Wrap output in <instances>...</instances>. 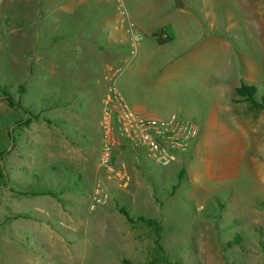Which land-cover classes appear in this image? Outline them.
<instances>
[{"label":"rangeland","instance_id":"1","mask_svg":"<svg viewBox=\"0 0 264 264\" xmlns=\"http://www.w3.org/2000/svg\"><path fill=\"white\" fill-rule=\"evenodd\" d=\"M121 1L0 0V264H264V108L236 93L264 96V0ZM108 82L137 113L195 122L189 155L100 168ZM52 165L75 191L31 194Z\"/></svg>","mask_w":264,"mask_h":264},{"label":"built area","instance_id":"2","mask_svg":"<svg viewBox=\"0 0 264 264\" xmlns=\"http://www.w3.org/2000/svg\"><path fill=\"white\" fill-rule=\"evenodd\" d=\"M120 4L121 0H114ZM116 77L119 69L111 68ZM102 153L99 167L119 179L125 178L123 169L113 164L118 149L144 150L159 166H170L184 155H189L198 135V126L192 120L173 114L167 119L150 118L132 110L122 94L113 86L102 102ZM107 195L95 198L105 203Z\"/></svg>","mask_w":264,"mask_h":264},{"label":"trees","instance_id":"3","mask_svg":"<svg viewBox=\"0 0 264 264\" xmlns=\"http://www.w3.org/2000/svg\"><path fill=\"white\" fill-rule=\"evenodd\" d=\"M169 39H170L169 36L163 35V34H161L158 38L160 43H165ZM21 90H23V88H21ZM253 90H254L253 87L246 86L244 84L241 87L236 88V93L239 94L240 96L247 98V100L250 101L253 105L264 108V96L260 100H257L256 97H254L253 95L254 94ZM3 92L7 96L9 95L6 89H4ZM36 117L39 118V116H36ZM30 119L31 118H28L21 122L28 124L30 122ZM47 123H51V121L47 120ZM29 147L33 149L34 146H32L30 143ZM125 150L126 149L121 148L115 151L114 159H113L114 165H115V161L118 156L117 155L118 152H125ZM73 172L74 171L72 167L65 166V169L61 172L60 168H56L54 165H52L48 167L46 170H40L39 173L37 174L34 173V176H32L31 180H28L27 188H29L30 193L35 196L52 195L54 197H57L58 192L56 189H59L58 191H64V192L68 190L75 191L74 189H76L77 187L76 178L78 177L76 176L75 173L73 174ZM79 181H81V178H79ZM126 213L128 214V212Z\"/></svg>","mask_w":264,"mask_h":264},{"label":"crops","instance_id":"4","mask_svg":"<svg viewBox=\"0 0 264 264\" xmlns=\"http://www.w3.org/2000/svg\"><path fill=\"white\" fill-rule=\"evenodd\" d=\"M86 42V41H85ZM88 48H90V50H92V51H97V50H99V51H101L102 53H105L106 55H111V56H113V54L112 53H108V52H106L107 50H105L103 47H99V45H97L96 43L95 44H92L91 46H89ZM53 51H55V50H53ZM58 54H60V53H58V51H56V52H53V54H52V61L53 62H56V59H57V61H58ZM66 55H67V57H68V53H66ZM105 68H104V70H103V78H104V81L106 82V77H105V75H106V73L107 72H109V70L111 69V68H113L112 66H111V64L109 63V64H107V65H105L104 66ZM117 69H119L120 71H121V69L120 68H117ZM66 72H67V69H66ZM67 75H70V72H69V70H68V74ZM110 86H109V82H108V84H106V89L104 90V94H103V100H104V98H105V96H106V94H107V92H108V88H109ZM144 113H146L145 111H144ZM38 123V120L37 119H30V122H29V124H28V126H29V128H28V130L30 131V135H29V142L31 143V145L32 146H34L33 147V149L31 148V150H34V151H36V152H38V150H39V148H45L46 146H47V143H48V141H45V143L44 144H42L41 142H43V141H41L39 138V135L37 134V131L35 132V128H36V126H37V123ZM46 149V148H45ZM46 151V150H45ZM47 154H48V152H47ZM49 155V157H54V156H50V153L48 154ZM67 158L68 157H62V158H58V159H55V158H51V159H55V160H60V162L61 163H63V162H68L67 161Z\"/></svg>","mask_w":264,"mask_h":264},{"label":"water","instance_id":"5","mask_svg":"<svg viewBox=\"0 0 264 264\" xmlns=\"http://www.w3.org/2000/svg\"><path fill=\"white\" fill-rule=\"evenodd\" d=\"M177 2L179 3L178 4L179 7H183V5H180L181 3L179 2V0H177Z\"/></svg>","mask_w":264,"mask_h":264}]
</instances>
